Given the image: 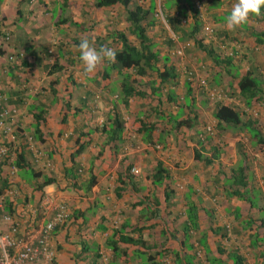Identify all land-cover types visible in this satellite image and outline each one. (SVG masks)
<instances>
[{
	"label": "crops",
	"instance_id": "crops-1",
	"mask_svg": "<svg viewBox=\"0 0 264 264\" xmlns=\"http://www.w3.org/2000/svg\"><path fill=\"white\" fill-rule=\"evenodd\" d=\"M149 1L136 0L144 6ZM152 1L158 17L146 28V35L153 50L160 57L167 56L166 63L173 66L175 77L168 85H160L155 74L136 76L131 70L111 67L107 61L95 73H83L79 53L73 47L81 39H88L97 49H119L121 44L112 32L121 31L130 43H137L127 31L122 5L96 8L92 6L94 0H0V103L7 110L4 125H9L14 134L10 139L0 126V140L10 150L0 163V192L11 185L15 188L12 200L6 196V204L10 203L11 212L17 216L27 206L38 205L44 194L67 203L68 221L64 227L54 228L49 239L57 264H211L212 258L216 259L214 264H231L226 257L230 249H237L245 264H252L245 258L251 253L253 260L264 261V239L250 246L254 233L259 237L264 233L262 229L255 230L257 222L246 224L250 217L260 216L258 207L264 209V204L255 201L251 206L235 196L225 197L222 187L227 167L239 157L235 145L245 138L231 129L225 133L213 130L218 137L212 142L221 147L223 155L209 165L195 160L192 150L197 131L215 123L211 115L214 101L197 90L202 83L222 89L226 93L223 103L236 104L253 114L264 129V107L256 109L251 103L247 109L236 88V80L245 73L264 79V36L260 37L263 42L255 38L256 33L264 31V18H253L230 31L225 17L233 0H179L187 18L182 26L189 28V13L194 8L201 20L197 34L201 37L202 25L209 23L210 45L221 56L231 55L229 64L215 65L192 38L180 36L175 25L168 24L165 18L173 10L161 14L160 0ZM184 40L188 45L182 47V55H174L172 51ZM124 73L138 79L134 86L145 93L142 97L130 96L127 105L121 103L118 92ZM235 74L237 77L231 78ZM187 81L194 98L189 101L192 107L183 98ZM158 85L159 94L151 92V86ZM168 90L174 94L173 101L167 100ZM151 107L157 109L150 110ZM191 108L196 115L194 129L175 131L169 113L187 117ZM40 110L42 114L35 120ZM115 114L122 120V130L118 138L111 140L109 125ZM140 119L155 123L150 146L140 139ZM28 144L41 153L38 161ZM78 146L79 153L71 158ZM249 152L264 171V147L260 150L250 145ZM19 153L21 160L16 159ZM45 157L50 165H45ZM156 160L167 170V177L152 184L150 175ZM73 165L79 170L76 186L67 182ZM130 168L137 172L131 173ZM90 174L95 182L87 191L82 183ZM43 177H51L54 182L36 189L35 184ZM114 187L121 188L118 195ZM261 188L264 191V185ZM191 204L197 228L185 231ZM119 227L120 234L140 238L144 245L117 240L112 251L106 237ZM217 227H227V231L221 236ZM218 248L222 251L218 252Z\"/></svg>",
	"mask_w": 264,
	"mask_h": 264
},
{
	"label": "trees",
	"instance_id": "trees-1",
	"mask_svg": "<svg viewBox=\"0 0 264 264\" xmlns=\"http://www.w3.org/2000/svg\"><path fill=\"white\" fill-rule=\"evenodd\" d=\"M114 4H120L125 8V20L128 22L127 31L137 39V43H130L123 32L113 31L112 34L117 38V40H119L121 45L119 49H116L118 52L117 61L115 63H111V67L113 66L117 70L122 68L131 70L136 76H150L152 74H155L159 79L160 85L170 84V80L175 77L173 66L166 63V61L168 60L167 56L160 57L158 52L153 50V43L151 39L146 35V28L148 26H151L155 22V19H157L158 17L154 14L155 10L153 1L150 0L146 6L137 4L136 0H94L93 2V6L96 8ZM127 5H130V7L128 8ZM189 6H191V3L189 4ZM182 8L183 5L179 0H160L159 11L161 12V14L166 13L165 10H173L172 13L165 18V20L168 22V24L175 25V27L181 34L180 36L192 38L196 47L201 49L215 65L229 64L231 55L221 56L219 50L214 49L210 45V34L205 33L201 37L197 34L201 23V20L198 18L199 16H197L196 14L197 10L192 8L189 13L192 22L187 30L180 24L178 18L186 17V12L183 11ZM262 13H264V9H262ZM262 17L264 18V15H262ZM256 35L255 38L257 39V41L263 42L260 37L264 36V31L256 33ZM167 43L168 45H171L172 42L171 40L167 39ZM0 54H2V51H0ZM159 63H161V65H158ZM235 77H237V74L233 76L231 75V78ZM138 82V79H130V75L128 73H124L122 75L120 84L118 86V92L120 94L119 100L121 101V103H123V105H127V100L132 95H137L140 97L145 95L142 90L136 89V87L134 86V83ZM189 83V81L185 82V95L183 98L185 99V101H187L188 107H192L189 101L194 100V98L191 96ZM160 85H158L157 87L151 86V92H157V94H159ZM207 86L208 88H214L213 85L202 83L200 87H197V90H200V93L204 95V97L209 101H214L211 115L215 120V123L214 125H212V133L210 134L207 133L204 128L197 131L195 146L192 148L193 158L195 160L201 161L204 165H209L215 161H219V158L223 155V150L217 143L212 142L213 130H216L217 133H225L229 132L228 130L231 129V132L241 134V136H243L245 140L237 141L235 145V152L239 156L237 162H235L234 164H230L229 167H227L226 173L222 171V173H224L222 187L225 197L235 196L240 200L247 201L251 204V206L254 205L255 201L264 202V191L261 188V186L264 185V171L261 169V172V166L257 165V158L254 155L251 156L249 152L250 145L257 147L260 150L264 147V129L257 123V118L253 114H249L243 111L236 104H225L223 103L224 98L222 97L215 99L207 96L205 93V88ZM154 88H156L157 91H154ZM236 88L238 96L240 97V101L243 102L244 106L247 107V109L250 108L251 103L256 102L259 106L264 103V79H259L255 75L250 76L248 73H245L240 75L236 80ZM224 94L226 95L225 92ZM173 99L174 94L172 90H168L167 100L173 101ZM65 105L67 104L65 103ZM155 109L157 108H150V110ZM41 112L42 110H40L37 115H34L35 120H37V118L41 116ZM178 118L179 114L172 115L171 113H169L168 119L169 122H173L172 128L175 131L181 128L194 129L196 115L194 111H192V108L190 109V116L187 115V117H182L179 119ZM110 121V133L108 138L113 140L114 137H119V133L122 130V120L120 116L115 114L112 116ZM139 121L140 124L138 131L141 133L140 139L144 143H147L148 146H150L152 144V133L155 123L141 119ZM34 131L38 132L37 127L34 128ZM159 140H162V137H160ZM80 147L81 146L77 147V149L71 155V158L74 156V154L79 153ZM21 158L22 155L20 153L17 154L16 159L21 160ZM253 167L257 168V170L253 169ZM78 172V167H74L73 165V167L68 171L69 175L67 178V182H70L71 185L76 186V180L79 179ZM126 173H128V171H126ZM125 177L130 178V176L127 174ZM164 177H167V170L163 167L162 163L159 160H156L155 166L153 167V172L150 175V180L152 184H158L163 180ZM53 182V178L43 177V180L40 183L35 184V188L42 189V187ZM94 182V175L90 174L89 178L86 179V182L82 184L83 187L85 186L84 188L88 191L90 189V186L94 184ZM165 188H167L166 185ZM120 190V187H114V194L118 195V191ZM167 196L168 192L165 190L164 198H167ZM5 208L9 212H11L9 202H7ZM258 211L260 216H256L255 219L250 217L247 220L246 224L249 226L252 222H257L255 230L257 231L258 229H262L264 233L263 207H258ZM76 212L77 214L82 215L81 211L79 212L77 210ZM186 213L187 224L185 226V231H187L188 227L197 228L196 211L192 204L188 207ZM120 225L123 227L122 224ZM54 228L56 230L57 228L62 227L55 226L53 227L51 232L54 230ZM216 229L221 230V236L224 235L227 231V227H217ZM132 230L135 229L132 228ZM253 236L254 239L250 241V246L264 239V235L262 237H259L257 232L254 233ZM202 238L204 239L203 235ZM203 239H201L202 242L200 243V246L204 245ZM117 240L134 245H144V241L140 238H132L130 235L120 234V227L112 229L110 235L106 237V244L111 248L112 251L116 249ZM217 251L221 252L222 250L218 248ZM166 253H170V251H166ZM172 255L176 256L177 254L172 252ZM226 257L231 260V264H245L244 257H242L238 253L237 249H230L226 253ZM192 258L193 257L190 256V259ZM209 261L211 264H214V262H216V259L212 258ZM254 262L255 264H264V261H262L261 259H256L254 260ZM219 263H222L221 260ZM151 264L161 263H159L158 261H152Z\"/></svg>",
	"mask_w": 264,
	"mask_h": 264
},
{
	"label": "built area",
	"instance_id": "built-area-1",
	"mask_svg": "<svg viewBox=\"0 0 264 264\" xmlns=\"http://www.w3.org/2000/svg\"><path fill=\"white\" fill-rule=\"evenodd\" d=\"M178 19L181 25L187 23V18L179 17ZM205 33L211 35V27ZM170 38L174 39V36L171 35ZM187 45L188 43H182V46L172 51L173 54L181 56L182 47ZM205 90L210 98L225 97L222 90L218 91L208 86ZM2 107L0 103V126H3L10 139H13L14 134L11 127L4 125L3 119L7 115V110ZM204 130L210 134L212 126L205 125ZM26 139L30 141L29 136H26ZM28 146L33 152L34 160L38 161L41 153L30 144ZM9 151V146L0 140V163L8 157ZM45 159V165H50L47 157ZM130 172L136 173L137 171L130 168ZM16 192L12 185L0 192V264H57L54 250L49 243L50 234L53 227L65 226L70 214L69 206L64 201L44 194L38 205L27 206L17 216L5 208L6 196L12 200Z\"/></svg>",
	"mask_w": 264,
	"mask_h": 264
},
{
	"label": "clouds",
	"instance_id": "clouds-1",
	"mask_svg": "<svg viewBox=\"0 0 264 264\" xmlns=\"http://www.w3.org/2000/svg\"><path fill=\"white\" fill-rule=\"evenodd\" d=\"M262 9H264V0H233L229 14L225 17L228 30L235 31L247 25L253 18L261 17L264 15ZM73 47L79 53L78 60L85 75L95 73L104 61L109 63L117 61L118 52L115 48L101 46L97 49L86 38L81 39L80 43Z\"/></svg>",
	"mask_w": 264,
	"mask_h": 264
},
{
	"label": "rangeland",
	"instance_id": "rangeland-1",
	"mask_svg": "<svg viewBox=\"0 0 264 264\" xmlns=\"http://www.w3.org/2000/svg\"><path fill=\"white\" fill-rule=\"evenodd\" d=\"M92 6H93V4H92ZM91 6V7H92ZM74 8H75V10H79V8H77L78 7V5H75V6H73ZM199 8V7H198ZM93 11H94V9L93 8H91ZM201 9V8H200ZM110 10H111V12H114L115 10H114V8H110ZM202 12V11H201ZM158 14H159V12H158ZM160 18V17H159ZM203 18H204V15H203ZM160 20V19H159ZM205 21H207L206 19H205ZM208 22V21H207ZM210 22V21H209ZM119 27H122L121 25L119 26ZM211 27V25L209 24V23H206L205 22V24H203L202 25V33L203 34H205V32H207L208 31V29ZM201 33V34H202ZM171 37V36H170ZM186 41H188V40H184V41H182L183 43H187ZM182 55V54H181ZM252 106H253V108H256V109H260L261 107H264V103H262L261 104V106H259L256 102H254L253 104H252ZM212 136H213V138H216V137H218V134H212ZM222 141V140H221ZM220 145L221 146H223L221 143H220ZM225 145V144H224ZM260 203H263L264 204V202L262 201V202H260ZM245 252H250V251H248V250H246ZM251 253V252H250ZM252 254V253H251ZM251 254H249V255H247L246 254V256H245V258H247L252 264H255V262H254V260H253V258H252V255ZM196 259H198L197 258V255L195 254V256H194Z\"/></svg>",
	"mask_w": 264,
	"mask_h": 264
}]
</instances>
